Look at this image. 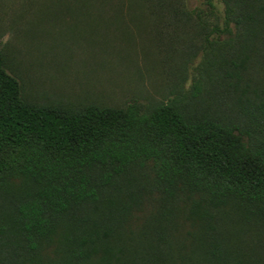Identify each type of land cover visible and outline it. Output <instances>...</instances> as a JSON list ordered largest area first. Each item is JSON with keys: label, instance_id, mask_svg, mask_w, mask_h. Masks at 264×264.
Masks as SVG:
<instances>
[{"label": "trees", "instance_id": "16d2710c", "mask_svg": "<svg viewBox=\"0 0 264 264\" xmlns=\"http://www.w3.org/2000/svg\"><path fill=\"white\" fill-rule=\"evenodd\" d=\"M129 1L61 2L51 18L113 27L174 9ZM203 3L188 14L198 77L167 101L33 103L0 49V264H264V90L243 85L264 63V0ZM226 98L235 118L215 107Z\"/></svg>", "mask_w": 264, "mask_h": 264}, {"label": "rangeland", "instance_id": "374dc122", "mask_svg": "<svg viewBox=\"0 0 264 264\" xmlns=\"http://www.w3.org/2000/svg\"><path fill=\"white\" fill-rule=\"evenodd\" d=\"M79 1L87 2L0 0V49L28 101L74 109L89 104L123 107L135 98L151 104L175 97L197 79L203 42L188 14L204 8L203 0H168V8L174 9L164 15L119 19L113 27L104 25L115 21L81 14L51 18L58 11L51 6ZM217 7L223 15V4ZM261 54L264 57V49ZM246 82L264 90V63L250 67L243 85ZM215 107L233 118L239 111L237 100L229 98L217 100Z\"/></svg>", "mask_w": 264, "mask_h": 264}]
</instances>
